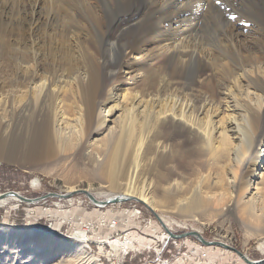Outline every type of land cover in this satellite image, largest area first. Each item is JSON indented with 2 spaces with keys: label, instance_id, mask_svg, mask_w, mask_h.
<instances>
[{
  "label": "bare ground",
  "instance_id": "obj_1",
  "mask_svg": "<svg viewBox=\"0 0 264 264\" xmlns=\"http://www.w3.org/2000/svg\"><path fill=\"white\" fill-rule=\"evenodd\" d=\"M0 67L7 157L43 156L12 140L84 151L100 206L143 203L168 232L165 211H226L264 234V0H0ZM26 229L0 225L1 264H101L86 229L74 253Z\"/></svg>",
  "mask_w": 264,
  "mask_h": 264
},
{
  "label": "rangeland",
  "instance_id": "obj_2",
  "mask_svg": "<svg viewBox=\"0 0 264 264\" xmlns=\"http://www.w3.org/2000/svg\"><path fill=\"white\" fill-rule=\"evenodd\" d=\"M5 138L1 129L0 144L8 142ZM12 141L17 149H34L43 156L41 161L29 163L0 151V194L17 191L23 197L0 206V225L26 227L33 236L57 239L70 253L80 247L69 238L86 229L90 247L85 249L101 264H246L240 252L252 261L264 259V234L258 236L232 213L225 211L201 224L165 211L171 227L168 232L158 214L143 203L124 200L100 206L92 201L83 190L92 189L98 199H104L100 188L105 183L92 175L94 166L84 151L73 154L56 146L40 143L33 147L31 141ZM71 188L77 191L64 196ZM195 231L208 242L223 241L230 247L206 244ZM116 238L128 243L115 248L109 241Z\"/></svg>",
  "mask_w": 264,
  "mask_h": 264
},
{
  "label": "water",
  "instance_id": "obj_3",
  "mask_svg": "<svg viewBox=\"0 0 264 264\" xmlns=\"http://www.w3.org/2000/svg\"><path fill=\"white\" fill-rule=\"evenodd\" d=\"M84 192H86L89 196H90V198L92 199V200H94V202L95 203H98V201L95 199V197H93L92 195H90L89 194V192H87V191H85V190H83ZM10 195H17V196H19V198H23L21 195H20V193L19 192H17V191H7V192H5V193H2V194H0V196L1 197H4V196H10ZM121 201H124L123 199H110V200H107V201H102L103 202V204H109V203H116V202H121ZM102 204V205H103ZM172 233V232H171ZM194 234V233H193ZM171 235H173L174 237H179V235H176V234H171ZM204 243H206V244H213L214 242H208V241H206L205 239H202V238H200ZM240 252V251H239ZM240 254L242 255V253L240 252Z\"/></svg>",
  "mask_w": 264,
  "mask_h": 264
},
{
  "label": "built area",
  "instance_id": "obj_4",
  "mask_svg": "<svg viewBox=\"0 0 264 264\" xmlns=\"http://www.w3.org/2000/svg\"><path fill=\"white\" fill-rule=\"evenodd\" d=\"M171 237V236H170Z\"/></svg>",
  "mask_w": 264,
  "mask_h": 264
}]
</instances>
